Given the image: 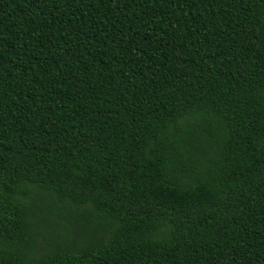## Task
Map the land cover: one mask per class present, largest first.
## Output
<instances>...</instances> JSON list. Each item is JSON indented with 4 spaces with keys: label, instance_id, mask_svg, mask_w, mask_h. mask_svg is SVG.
I'll return each mask as SVG.
<instances>
[{
    "label": "trees",
    "instance_id": "16d2710c",
    "mask_svg": "<svg viewBox=\"0 0 264 264\" xmlns=\"http://www.w3.org/2000/svg\"><path fill=\"white\" fill-rule=\"evenodd\" d=\"M0 264H264V0H0Z\"/></svg>",
    "mask_w": 264,
    "mask_h": 264
}]
</instances>
